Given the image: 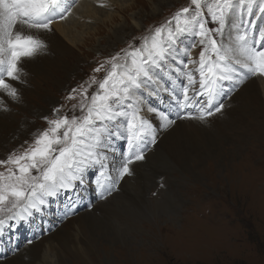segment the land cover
<instances>
[{
  "label": "snow or ice",
  "instance_id": "snow-or-ice-1",
  "mask_svg": "<svg viewBox=\"0 0 264 264\" xmlns=\"http://www.w3.org/2000/svg\"><path fill=\"white\" fill-rule=\"evenodd\" d=\"M75 4L0 0V112L11 111L9 101L24 103L19 86L28 84L25 65L50 54L42 34L67 19ZM197 45L198 60L185 59ZM255 77L264 78V0H188L99 62L68 91L65 100L76 103L40 116L47 126L0 158V238H8L15 255L21 224L32 229L25 241L31 245L81 207L91 211L94 203H83L85 192L107 202L166 135L181 130L184 121L210 128ZM53 215L55 225L47 219Z\"/></svg>",
  "mask_w": 264,
  "mask_h": 264
},
{
  "label": "rangeland",
  "instance_id": "rangeland-1",
  "mask_svg": "<svg viewBox=\"0 0 264 264\" xmlns=\"http://www.w3.org/2000/svg\"><path fill=\"white\" fill-rule=\"evenodd\" d=\"M95 1L96 3L91 2L92 5L96 4L97 6H93L104 10V15L101 11L98 13L101 16L96 13L95 18L74 14L79 17L75 18L73 15L77 23L68 30L69 37L58 34L64 49L55 51L49 48L50 54L42 56L43 60L29 73L28 84L19 86L24 103L12 104L9 101L11 111L7 114L0 113V158H3L8 150L29 139V132L47 126L40 116L49 114L54 107L63 105L64 111L76 103L65 100L68 91L87 79L99 62L127 47L133 37L145 34L150 25H159L178 8L188 4V0H104L105 2H102L106 6L101 7V0ZM78 2L79 0H76V3ZM65 20L67 22L68 19ZM209 26L214 27L211 24ZM119 29L121 30L117 33ZM184 43L187 44L188 41L185 40ZM200 50L201 46L197 45L185 59L198 60ZM96 75L102 77L104 73ZM260 92L262 93L261 89ZM261 97L260 108L258 104H246L244 96L239 92L234 98V106L227 111L235 117L241 115L242 119L254 122V125H249L248 132H242L241 139L224 143L227 158L221 161L228 165L226 172H218L222 165L215 166L213 163L207 171L201 168V172L192 166L190 174L183 173L182 169L178 170L174 165L151 164L153 158L158 159L163 155L160 141L158 147L147 153L145 161L137 163L135 175L122 181L120 191L113 194L114 199L109 198L107 202L95 201L93 194L89 192L94 207L91 211L87 207H81V213H92L106 221L107 225L111 223L118 226L125 235L139 239L134 251H122L119 256L120 264H264L263 93ZM237 110L240 114L236 113ZM15 118L20 119L26 129L14 130L17 126ZM256 121L259 124L255 128ZM17 135L18 139L13 140L12 137ZM228 135L229 131H225V136ZM229 145L239 147L232 150ZM117 146L124 150L123 143L117 142ZM210 161H205V164ZM230 165L237 166L234 169L229 167ZM126 183L139 185V188L135 186L134 190L146 201L147 216H140L134 209L127 210L126 213L120 209L123 205L132 207L125 201L133 196ZM117 199L120 208H115L114 201ZM83 203L87 205L85 200ZM163 204H166L163 207L165 210L159 211ZM150 211L156 214L154 218ZM62 225L59 224L56 228L59 229ZM162 226L166 227V231L162 230ZM56 228L50 233L55 232ZM140 229L145 234L140 233ZM157 230H162L161 234ZM15 234L18 237L15 246L19 247L20 251L12 255L8 238L0 239V264L14 257L23 258L24 254L32 250L33 244H36L34 242L25 246L26 239L32 234L29 226L21 224ZM79 236L82 238L81 234ZM111 238L113 239V236ZM142 242L150 248H140ZM86 246L87 242H82V247ZM100 252L102 253L101 249ZM62 255L65 259H73L71 261L74 263L69 261L68 264H84L81 263L80 254H74L73 257L74 255L66 252ZM114 259L116 260L115 257ZM42 260L40 258L38 264L45 263V260ZM113 262L115 263L112 260L111 264Z\"/></svg>",
  "mask_w": 264,
  "mask_h": 264
},
{
  "label": "bare ground",
  "instance_id": "bare-ground-1",
  "mask_svg": "<svg viewBox=\"0 0 264 264\" xmlns=\"http://www.w3.org/2000/svg\"><path fill=\"white\" fill-rule=\"evenodd\" d=\"M91 2L96 3L95 0L94 1L93 0H81L79 3H76L72 9V15L70 16L69 19L67 18L68 19L67 22L66 20H61V21L57 20L59 22L55 21L53 23L55 29L53 27V31L51 33L42 34L44 38L47 40L49 44V48H52L55 51L64 49V47L61 45L62 44L61 37H59L58 34H62L65 37H69L70 32L68 35V30H70L71 26H76V23H77V21L73 17L74 14L75 15L78 14L80 17L84 15V16H93L95 18L96 13L99 16L100 14L98 13H100L101 11L102 12L101 14L104 15V10L100 9L99 7L98 8L94 7L96 4H93L94 5L93 6ZM78 17L75 16V18H78ZM121 29L117 30V33ZM42 60H43L42 56H39L35 58V60L27 62L25 66H26L28 73H30L31 70L35 67V65H38ZM33 73H36V72H33ZM254 80L258 81L259 84ZM259 88L261 89L263 93V97H264V80L260 78L250 79L248 83L242 88V90L240 91V94L244 96L246 104H255V105L258 104V107L261 108L260 103L262 101L261 100L262 93L260 92ZM45 99L48 100L47 97ZM236 113L240 114V111L237 110ZM260 115H262V113H260ZM15 123L17 126L14 127V130L20 129V125L22 121L18 118H15ZM255 123L256 124L254 127L256 128L259 122L256 121ZM182 124H183V127L181 130H178L176 133H173L171 135H166L161 140V145L163 147V150H162L163 155L158 157V159L153 158L152 160L153 162H151V164H159L161 166L174 165L178 168V170L182 169L181 171H183V173L190 174V172L192 171L191 169L192 166L193 168H195L196 171L201 172L200 170L201 168H203L202 169L203 171H207V168L210 169L211 167L210 164L213 163L215 164V166L222 165V168L218 169V172H222L224 170L226 172L228 165L224 164V161H221L222 159L227 158V154L225 153L226 149H224L225 146H223L224 143H227L228 141L230 142V141L241 139V136H243V133L248 132L249 125L251 124L254 125V122L252 123V122L246 121L245 119H242L241 115L238 117H235L233 113L226 112L223 118L214 119L212 122V126L207 129L195 126L196 122L194 121H184L182 122ZM189 125H192V126L189 127ZM214 129H217V130H214ZM225 131H229V135L227 137L225 136ZM229 146H232L231 147L232 150L237 149L239 147V145L238 146L229 145ZM117 147L120 148V146H117ZM231 148H229V150ZM205 161H208V162L210 161V163L205 164ZM236 166L232 167V165H230L229 167H232L235 169ZM224 167H226V169H224ZM229 175L233 176L232 173H229ZM126 184H127V187L130 189V191L132 192L133 196L130 197L129 200H125V201L128 202L130 205H132V207L128 205H123V207L120 208L119 206L121 205L118 204L119 199H117L114 201L116 205L115 208L119 207L120 209L124 210L123 212L125 213L127 210L134 209V212L140 213V216L146 215L148 213V210L145 209L146 201H143L144 199L142 200L140 198L141 194H139L138 192L136 193L134 190V188L136 187L139 188V185H132L130 183H126ZM87 193L88 192H85L84 196ZM165 206L166 204L165 205L163 204L159 208L160 209L159 211L165 210V208H163ZM152 212H151V215L154 218L156 214H152ZM133 216H134V213H133ZM65 222L66 224H63V225L60 224L62 226L59 229L56 228L57 230L55 232H53L52 234L48 233L47 235H43L41 239H39L36 242V244H33V246L31 247L32 250L29 251L28 254L27 253L24 254V256H27V259H24V257L20 259L17 257H14L9 260L4 259L5 262L2 264H34L35 262H36L35 264H38L40 263L39 262L40 258L45 260V263L43 264H68L69 261L74 263L73 261H71L73 259H65L63 257L62 254L66 252H69L70 255L72 256L74 254H80V256H82L81 263H84V264H111L112 260L115 261V263L113 262V264H120L119 259L121 258L119 256L122 253V251L123 250L134 251V249H136L134 248L137 244L136 242H138L137 240H139L138 238L136 239L134 236L132 238L131 236L125 235L124 232L118 226H115L114 224L110 223L109 225H107L108 223H105L106 221H103V219L95 217L94 214L89 213V212L81 213L79 211L78 215L73 216L70 220H67ZM162 228H163L162 230L166 231L165 229L166 227L164 228V226H162ZM158 230H159V227H158ZM162 230L159 231L158 233L161 234ZM141 232L142 234L143 233L145 234V232H143L140 229V233ZM80 234L82 238L79 236ZM78 236L80 237V239H78ZM112 236H113V239L111 238ZM98 239H100V241H97ZM141 241H143V236H142ZM82 242H85V243L87 242V246L85 248L82 247ZM113 245H115V247H112ZM147 246L149 247V245H145V243L142 242L140 245V248L148 249ZM100 249L102 250V253L100 252ZM112 251H114L115 254L113 255L110 254ZM73 257H75V255ZM114 257L116 258V260L114 259ZM117 260H119L118 263H116ZM124 261L128 262V260H124Z\"/></svg>",
  "mask_w": 264,
  "mask_h": 264
}]
</instances>
